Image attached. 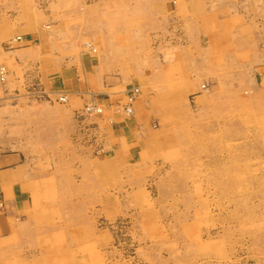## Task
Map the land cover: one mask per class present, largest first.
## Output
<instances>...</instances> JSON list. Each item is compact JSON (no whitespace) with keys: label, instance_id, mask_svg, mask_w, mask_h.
I'll use <instances>...</instances> for the list:
<instances>
[{"label":"crops","instance_id":"obj_1","mask_svg":"<svg viewBox=\"0 0 264 264\" xmlns=\"http://www.w3.org/2000/svg\"><path fill=\"white\" fill-rule=\"evenodd\" d=\"M85 1L67 26L57 8L0 0V63L9 73L0 88V239H43L47 180L67 176L46 171L44 160L81 158L86 191L94 164L103 178L105 167L146 166L156 149L172 145L175 128L187 125L175 107L182 100L189 114L186 99L199 91L198 80L264 84V0ZM18 36L26 41L9 49ZM135 86L141 95L128 120L112 109L94 118L80 113L93 95L106 105ZM63 93L67 103L58 101ZM256 93L263 97L264 87ZM209 98L201 93L195 102ZM90 138L111 156L77 153ZM14 252L0 248V264H22Z\"/></svg>","mask_w":264,"mask_h":264},{"label":"rangeland","instance_id":"obj_2","mask_svg":"<svg viewBox=\"0 0 264 264\" xmlns=\"http://www.w3.org/2000/svg\"><path fill=\"white\" fill-rule=\"evenodd\" d=\"M85 2L34 0L58 9L55 18L67 26ZM197 82L199 91L186 99L189 114L184 101L175 107L186 127H176L173 144L156 149L146 166L114 163L102 178L94 164L84 191L81 158L44 160L46 171L67 176L47 180L43 239H0V248H12L22 264H264V96L256 93L264 84ZM201 93L210 94L202 105L195 102ZM84 109V116L98 117ZM94 139L82 141L77 153L110 157ZM83 197L90 203H81Z\"/></svg>","mask_w":264,"mask_h":264},{"label":"built area","instance_id":"obj_3","mask_svg":"<svg viewBox=\"0 0 264 264\" xmlns=\"http://www.w3.org/2000/svg\"><path fill=\"white\" fill-rule=\"evenodd\" d=\"M25 41L26 40L23 36H18L8 44V47L15 49L19 44H22ZM7 77V68L3 65H0V86L6 82ZM139 96L140 89L138 87H133L125 94L124 100H117L110 104L101 105L97 101L96 97H94V99L85 106L84 112L90 116H99L104 114L106 109H112L115 116L121 117L123 119H130L134 115V104ZM68 98V94L63 93L58 97V101L67 103ZM108 120L110 122L114 121L112 117H110Z\"/></svg>","mask_w":264,"mask_h":264},{"label":"bare ground","instance_id":"obj_4","mask_svg":"<svg viewBox=\"0 0 264 264\" xmlns=\"http://www.w3.org/2000/svg\"><path fill=\"white\" fill-rule=\"evenodd\" d=\"M9 49H11V48H9Z\"/></svg>","mask_w":264,"mask_h":264}]
</instances>
